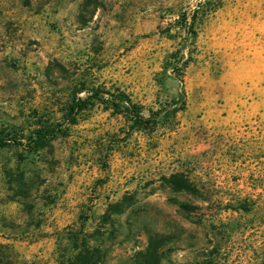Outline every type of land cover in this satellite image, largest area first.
Wrapping results in <instances>:
<instances>
[{
  "label": "rangeland",
  "instance_id": "obj_1",
  "mask_svg": "<svg viewBox=\"0 0 264 264\" xmlns=\"http://www.w3.org/2000/svg\"><path fill=\"white\" fill-rule=\"evenodd\" d=\"M57 126L0 150V264H264V0H0V129Z\"/></svg>",
  "mask_w": 264,
  "mask_h": 264
},
{
  "label": "trees",
  "instance_id": "obj_2",
  "mask_svg": "<svg viewBox=\"0 0 264 264\" xmlns=\"http://www.w3.org/2000/svg\"><path fill=\"white\" fill-rule=\"evenodd\" d=\"M99 94H95L97 97ZM106 104L113 109H123L129 116L132 118L134 125L138 127H147L155 122L154 117L146 118L144 117L137 108L132 105L129 99L125 95L113 96L110 95L106 100ZM82 101L77 99L74 105H72L70 109L71 120H69V124H74V117L82 111L81 108ZM73 117V118H72ZM64 132L62 126H57L54 128L47 129H39L32 132L29 135H24L21 132H6L3 129H0V150L4 149L8 146L19 145L23 147V149L31 153L39 148H41L45 143L53 141L58 136H60ZM90 254L89 252L84 251L82 256H76L75 261L72 264H88L87 261L82 259V257H86ZM91 256H93L94 263L99 264V253L94 251Z\"/></svg>",
  "mask_w": 264,
  "mask_h": 264
}]
</instances>
